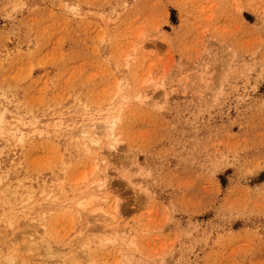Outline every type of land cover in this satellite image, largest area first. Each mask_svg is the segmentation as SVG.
<instances>
[{"label": "rangeland", "instance_id": "374dc122", "mask_svg": "<svg viewBox=\"0 0 264 264\" xmlns=\"http://www.w3.org/2000/svg\"><path fill=\"white\" fill-rule=\"evenodd\" d=\"M0 264H264V0H0Z\"/></svg>", "mask_w": 264, "mask_h": 264}, {"label": "bare ground", "instance_id": "6f19581e", "mask_svg": "<svg viewBox=\"0 0 264 264\" xmlns=\"http://www.w3.org/2000/svg\"><path fill=\"white\" fill-rule=\"evenodd\" d=\"M117 119H118V115H114L112 114L111 116H106L105 121H103V124L100 126L103 128L104 131H106L109 134H112L114 132L115 126L117 124ZM102 122V121H101ZM91 123V122H90ZM92 125H95L92 123ZM83 127L80 128L77 133H78V137H80L81 139H84L86 137H88V139L92 140V141H97L99 138L95 137L93 134H96V131L93 132L94 130H92V133L89 132V129L87 126L82 125ZM99 129V128H97ZM100 130V129H99ZM97 130V131H99ZM101 130V132H104ZM105 132V133H106ZM111 146H115L114 143H110ZM83 180V179H82ZM98 182V187L99 189L95 186V188L91 187L90 185L87 186L88 188L82 192L80 195H78L77 197L69 200V202L73 205H71L72 207L75 206L76 210L81 213V209H86L87 207H89L91 204H93L95 201L99 200V199H108V194L106 193L104 187L105 183L107 182V177L103 176L101 179L97 180ZM92 184V183H91ZM95 184V183H94ZM97 185V184H96ZM69 203V204H70ZM101 204V203H100ZM105 204V203H104ZM70 206V207H71ZM102 206V205H101ZM98 206L95 209H93V211H95L96 214H99V216L101 215H105L107 219H114L113 216H107V211L103 210L104 207ZM115 211H117V204L115 206H113ZM78 213V214H79ZM111 213V212H109ZM82 214V213H81ZM80 214V215H81ZM106 220V219H104ZM92 225V224H91ZM87 227V226H86ZM89 227V226H88ZM94 227V226H93ZM126 231V230H125ZM111 239V238H110ZM114 241V240H113ZM24 246V245H23ZM39 249V248H38Z\"/></svg>", "mask_w": 264, "mask_h": 264}]
</instances>
